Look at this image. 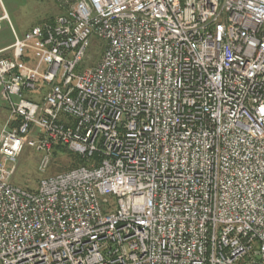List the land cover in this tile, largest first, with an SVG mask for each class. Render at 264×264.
I'll use <instances>...</instances> for the list:
<instances>
[{
	"label": "built area",
	"instance_id": "2783aa9c",
	"mask_svg": "<svg viewBox=\"0 0 264 264\" xmlns=\"http://www.w3.org/2000/svg\"><path fill=\"white\" fill-rule=\"evenodd\" d=\"M58 1L0 57V264H264V0Z\"/></svg>",
	"mask_w": 264,
	"mask_h": 264
},
{
	"label": "rangeland",
	"instance_id": "374dc122",
	"mask_svg": "<svg viewBox=\"0 0 264 264\" xmlns=\"http://www.w3.org/2000/svg\"><path fill=\"white\" fill-rule=\"evenodd\" d=\"M62 13L64 7L58 0H0V15L6 14L10 20V23L7 21L2 23L0 49L14 42L11 26L18 34H23L37 25L54 20ZM105 45V41L93 36L79 71L95 67L103 57ZM8 115L7 105L0 101V130ZM40 157V153L35 149L25 146L13 179L15 185L25 191L35 192L41 179L73 169L72 163L79 156L67 151L63 146H56L53 150L51 166L46 174L38 171Z\"/></svg>",
	"mask_w": 264,
	"mask_h": 264
},
{
	"label": "crops",
	"instance_id": "0c3cea01",
	"mask_svg": "<svg viewBox=\"0 0 264 264\" xmlns=\"http://www.w3.org/2000/svg\"><path fill=\"white\" fill-rule=\"evenodd\" d=\"M2 15H4V14H1L0 15V17H2ZM3 22H5V21H3ZM2 22V23H3ZM10 23V22H9ZM13 29H14V27L13 26H11V30H12V33H13V37H14V41H15V36H14V31H13ZM15 30V29H14ZM15 32L17 33V31L15 30ZM26 33V32H25ZM25 33H23V34H18L19 36H22V35H24ZM14 43V42H13ZM13 43L11 44V45H9V46H6V47H4V48H1L0 49V57H8V56H10V53L9 52H2L3 50H5V49H7V48H9L10 46H12L13 45Z\"/></svg>",
	"mask_w": 264,
	"mask_h": 264
},
{
	"label": "trees",
	"instance_id": "16d2710c",
	"mask_svg": "<svg viewBox=\"0 0 264 264\" xmlns=\"http://www.w3.org/2000/svg\"><path fill=\"white\" fill-rule=\"evenodd\" d=\"M86 164H87L86 160H83L81 157H77L72 163V166H73L72 168H76V167L86 165Z\"/></svg>",
	"mask_w": 264,
	"mask_h": 264
}]
</instances>
